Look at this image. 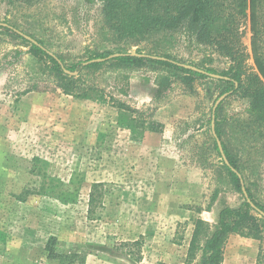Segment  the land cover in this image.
Returning a JSON list of instances; mask_svg holds the SVG:
<instances>
[{
    "label": "rangeland",
    "instance_id": "1",
    "mask_svg": "<svg viewBox=\"0 0 264 264\" xmlns=\"http://www.w3.org/2000/svg\"><path fill=\"white\" fill-rule=\"evenodd\" d=\"M95 9L81 0H44L27 8L0 0V23L34 34L70 64L84 60L86 49L99 43ZM240 34L247 71L258 74L248 19ZM29 48L0 29V76L5 77L0 89V264L183 263L194 221L214 224L223 206L243 201L211 149L207 121L223 88L195 79L189 86L175 81L160 92L154 82L159 71L102 68L83 71L78 85L90 88L89 95L76 99L63 94ZM171 52L193 63L204 55L182 39ZM225 66L214 62L217 69ZM32 89L69 102L61 124L52 99L50 113L57 123L50 125L51 132H28L16 112L17 99ZM247 107L246 100L229 94L220 117L231 124L245 117ZM140 142H162L156 192L152 152L129 154ZM247 154L254 162L262 157L252 150ZM259 166L255 194L264 205V162ZM97 184L90 213L89 196ZM223 257L222 264H264V233L260 240L231 234Z\"/></svg>",
    "mask_w": 264,
    "mask_h": 264
},
{
    "label": "trees",
    "instance_id": "2",
    "mask_svg": "<svg viewBox=\"0 0 264 264\" xmlns=\"http://www.w3.org/2000/svg\"><path fill=\"white\" fill-rule=\"evenodd\" d=\"M44 0H8L11 5L35 7ZM87 7L96 6L97 20L93 27L99 43L87 50L84 60L70 64L61 55L50 52L42 39L34 34H25L15 26L4 22L0 26L5 33L29 43L28 53L43 69L56 77L64 95L76 99H88L90 88H82L83 71L97 72L102 68L136 71L150 68L159 71L155 78L157 91L169 89L173 82L187 86L195 79H204L223 88L220 93H229L246 100L248 107L244 118L227 120L221 118L222 103L215 112V135L220 141L226 165L220 160L218 166L228 177L233 189L243 198L238 207L223 206L216 222L210 224L202 219L194 221L187 255L178 264H222L225 244L231 234H239L260 240L264 233V217L245 200L241 181L251 203L264 213V205L256 200L257 179L260 164L264 162V0H81ZM248 19L252 33L253 60L258 74L248 73L247 54L241 43L240 25ZM89 20V19H88ZM18 32L33 39L27 41ZM179 39L201 48L204 55L198 63L179 59L172 54ZM141 45L148 50L143 53ZM137 47L131 54V48ZM226 66L217 69L214 62ZM190 65L204 73L192 71L182 65ZM66 71L69 72L67 74ZM215 74L227 79H213ZM35 89L28 90V92ZM26 92V93H28ZM124 108V107H122ZM210 120L207 121L210 130ZM227 127L234 128L228 131ZM236 138H234V136ZM211 149L221 156L215 138L210 135ZM248 150L262 157L249 158ZM240 174L241 179L237 174ZM99 185L92 187L89 211H95ZM217 191L212 199L216 198ZM258 213V212H256ZM259 214V213H258ZM53 240V238H52ZM49 256H54L53 245L45 246Z\"/></svg>",
    "mask_w": 264,
    "mask_h": 264
},
{
    "label": "crops",
    "instance_id": "3",
    "mask_svg": "<svg viewBox=\"0 0 264 264\" xmlns=\"http://www.w3.org/2000/svg\"><path fill=\"white\" fill-rule=\"evenodd\" d=\"M5 84V77L0 76V89L3 88ZM55 100L59 98L58 96H51V94L47 92H37V91H31L26 93L25 95L21 96L19 99H17L16 103V112L20 114L22 117V120L26 121V128L29 132H42L47 133L48 130H50V125L57 123L53 122L55 120L54 117L51 116V107H52V99ZM57 103L59 116L58 123H61V117L62 121H66V113L71 107L69 106L68 100H62V98L56 100L54 104ZM107 121V120H106ZM108 122V121H107ZM108 125V124H107ZM105 125V127H107ZM66 127L68 126L66 122ZM60 129V128H56ZM51 132V130H50ZM162 142H140L138 144V148H133L129 150V154L131 151H134V158L136 155H141L142 153H146L147 150L152 152L153 154V167L152 171L154 173V177L156 180L155 183V189H158V183L157 180H161V176L159 175L160 172H162V165L164 164L163 157L160 155Z\"/></svg>",
    "mask_w": 264,
    "mask_h": 264
},
{
    "label": "water",
    "instance_id": "4",
    "mask_svg": "<svg viewBox=\"0 0 264 264\" xmlns=\"http://www.w3.org/2000/svg\"><path fill=\"white\" fill-rule=\"evenodd\" d=\"M0 26L7 27V25L4 24V23H0ZM18 34L22 35L27 41H30V42L36 44V42H35L33 39H31L30 37H28V36H26V35H24V34H22V33H20V32H18ZM131 54H135V53L132 52ZM182 66H183L184 68L189 69V70H192V71H196V72L204 73V71L199 70V69H197V68H195V67H193V66H190V65H184V64H183ZM65 72H66L67 74H69L68 71L65 70ZM204 74H206V73H204ZM207 75L210 76V77L213 78V79H225V80L227 79L226 77H221V76H219V75H215V74H207ZM228 95H229V93H225V94L221 95V96L216 100V102L214 103V106H213L212 111H211V123H210L211 133H212V136L215 138L216 145H217V147H218V151H219V154H220V156H221V160H223V162H224L226 165H228V161H227V159H226V157H225V155H224V152H223V149H222L221 143H220V141L217 139V137H216V135H215V131H214V129H215V112H216V109H217L218 105H219L220 103H222V102L228 97ZM232 170L234 171V169H232ZM234 172H235V171H234ZM235 173L237 174L238 178L241 179L240 174H238L237 172H235ZM241 184H242V185H241V186H242V187H241V190H242V194H243L245 200L250 204V206H251L256 212H258L261 216L264 217V213H263L262 211L258 210V209H257V208L251 203V201L249 200V198H248V196H247V193H246V191H245V188H244V185H243L242 181H241Z\"/></svg>",
    "mask_w": 264,
    "mask_h": 264
}]
</instances>
